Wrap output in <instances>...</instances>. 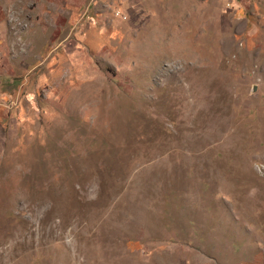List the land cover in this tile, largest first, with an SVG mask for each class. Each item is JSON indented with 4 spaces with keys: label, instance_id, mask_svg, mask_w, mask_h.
Instances as JSON below:
<instances>
[{
    "label": "rangeland",
    "instance_id": "374dc122",
    "mask_svg": "<svg viewBox=\"0 0 264 264\" xmlns=\"http://www.w3.org/2000/svg\"><path fill=\"white\" fill-rule=\"evenodd\" d=\"M0 264H264V0H0Z\"/></svg>",
    "mask_w": 264,
    "mask_h": 264
}]
</instances>
